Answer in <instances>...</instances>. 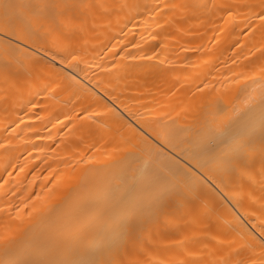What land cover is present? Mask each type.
<instances>
[{"label": "bare ground", "instance_id": "6f19581e", "mask_svg": "<svg viewBox=\"0 0 264 264\" xmlns=\"http://www.w3.org/2000/svg\"><path fill=\"white\" fill-rule=\"evenodd\" d=\"M7 2L0 264H264V0Z\"/></svg>", "mask_w": 264, "mask_h": 264}, {"label": "snow or ice", "instance_id": "6c2138e0", "mask_svg": "<svg viewBox=\"0 0 264 264\" xmlns=\"http://www.w3.org/2000/svg\"><path fill=\"white\" fill-rule=\"evenodd\" d=\"M4 14L3 20L0 22V31H17L28 27L22 14L18 11H14L21 7L20 5L8 3L7 0L3 5ZM261 10L258 13V18L264 21V4L260 6ZM231 14V13H230ZM75 59V57H73ZM261 139L264 140V125L261 128ZM125 227L132 229L133 224L126 222ZM13 243L12 238L0 235V245L5 247ZM64 243V233L59 226L53 224L47 234L39 238L34 242V254L40 256L44 253H56L61 249ZM6 264H111L109 261L101 259L90 260V261H78L72 259H29L21 261H8Z\"/></svg>", "mask_w": 264, "mask_h": 264}]
</instances>
